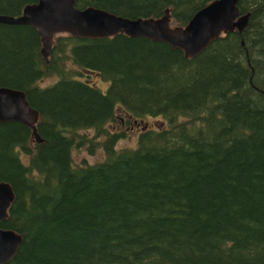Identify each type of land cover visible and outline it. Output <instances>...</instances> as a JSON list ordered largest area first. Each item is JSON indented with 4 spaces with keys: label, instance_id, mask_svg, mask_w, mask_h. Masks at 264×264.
<instances>
[{
    "label": "trees",
    "instance_id": "trees-1",
    "mask_svg": "<svg viewBox=\"0 0 264 264\" xmlns=\"http://www.w3.org/2000/svg\"><path fill=\"white\" fill-rule=\"evenodd\" d=\"M73 1L127 19L167 10L183 27L213 0ZM35 2L0 0V15ZM236 8L243 29L192 58L118 34L58 35L43 59L33 27L0 24V87L24 93L40 139L0 123L14 195L0 229L21 237L4 264H264V0ZM147 119L162 128L126 133ZM124 137L134 145L116 148Z\"/></svg>",
    "mask_w": 264,
    "mask_h": 264
},
{
    "label": "water",
    "instance_id": "water-1",
    "mask_svg": "<svg viewBox=\"0 0 264 264\" xmlns=\"http://www.w3.org/2000/svg\"><path fill=\"white\" fill-rule=\"evenodd\" d=\"M247 17L248 14L239 15L236 0H213L196 10L183 27H170L167 10L159 18L127 19L91 7L76 9L73 0H36L24 6L17 17L0 15V24L35 28L39 52L44 59L50 53L53 37L58 34L90 40L123 34L164 43L179 50L184 57L192 58L221 34L234 29L241 31ZM37 120V112L29 106L22 91L0 87V123L14 121L26 125L39 143L35 129ZM138 124L134 121L132 125ZM13 198L9 184L0 182V221L6 219ZM20 243L18 234L0 229V264L11 260Z\"/></svg>",
    "mask_w": 264,
    "mask_h": 264
},
{
    "label": "rangeland",
    "instance_id": "rangeland-1",
    "mask_svg": "<svg viewBox=\"0 0 264 264\" xmlns=\"http://www.w3.org/2000/svg\"><path fill=\"white\" fill-rule=\"evenodd\" d=\"M51 81L52 80L49 79V81L47 83H50ZM43 84L46 85V83H43ZM44 85H42V86H44ZM100 87L102 88L103 85H100ZM144 124H146V126L148 127L147 129H160V128H162V125H163L162 123L158 122V119H156V120L147 119L145 121H142L141 127H143ZM116 125H118V124H116ZM106 129L111 130V128L109 129V126H106ZM113 129L119 130V131H121V130L124 131V127H121V126H120V128L113 127ZM139 129L140 128H138L135 131H133V130L128 131L126 133L130 134L131 138H134V136L137 135V133L139 132ZM79 134H83L86 137H92V135H93L92 131H80ZM125 137H126V135H125ZM125 137L116 143V148L131 147L134 145L133 144L134 140L125 139ZM100 159H101V157L99 154H94V155L88 156V155H86V153L84 151H74L72 153V160H73L74 164H80L83 160H85L87 162V164H89V163H93L96 161H100Z\"/></svg>",
    "mask_w": 264,
    "mask_h": 264
},
{
    "label": "flooded vegetation",
    "instance_id": "flooded-vegetation-1",
    "mask_svg": "<svg viewBox=\"0 0 264 264\" xmlns=\"http://www.w3.org/2000/svg\"><path fill=\"white\" fill-rule=\"evenodd\" d=\"M132 124H134V122L132 121V123L129 125V127H127L126 128V130H129V131H131L132 129H138V128H134V127H136V126H133ZM120 125L123 127V123H122V120L120 121Z\"/></svg>",
    "mask_w": 264,
    "mask_h": 264
}]
</instances>
